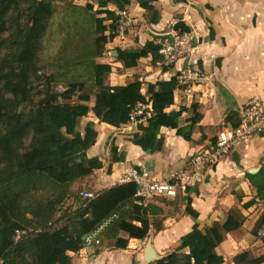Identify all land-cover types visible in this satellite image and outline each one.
Here are the masks:
<instances>
[{"label": "trees", "instance_id": "obj_1", "mask_svg": "<svg viewBox=\"0 0 264 264\" xmlns=\"http://www.w3.org/2000/svg\"><path fill=\"white\" fill-rule=\"evenodd\" d=\"M66 1L0 0L1 264H72L82 249L81 239L113 214L118 219L103 236L112 232L115 249L125 250L128 239L147 238L150 225L156 232L161 229L160 220L149 222V206L137 204L134 183L117 184L91 199L74 194L80 179L103 167L97 157L87 156L97 138L92 122L80 128L89 113L100 123L121 128L128 124L137 103H149L152 116L145 124L136 125L129 142L150 153L162 148L161 128L175 129L189 141L201 118L194 114L183 133L179 126L183 110L165 112L173 104L175 76L145 84L143 93L144 82L138 78L122 86L107 84L113 67L97 62L116 36L114 11L134 1L144 10L146 22L157 24V0H97L96 5L86 0L85 6ZM174 29L189 33L181 22ZM114 51L113 60L123 69L136 67L147 57L152 65L161 61L154 40L140 48ZM87 83L93 86L92 95L84 92ZM58 84L64 86L63 91L56 90ZM110 158L112 163L122 160L114 146ZM69 200L73 202L65 207ZM185 211L196 218L189 203ZM235 214L236 210L229 211L223 224L204 232L194 226L180 239L176 251L156 264H222L215 249L223 242L224 233L240 228ZM262 225L264 216L253 236ZM183 249L188 253H179ZM263 261V257L241 253L228 264Z\"/></svg>", "mask_w": 264, "mask_h": 264}, {"label": "crops", "instance_id": "obj_2", "mask_svg": "<svg viewBox=\"0 0 264 264\" xmlns=\"http://www.w3.org/2000/svg\"><path fill=\"white\" fill-rule=\"evenodd\" d=\"M155 7L160 20L150 25L144 10L131 1L127 9L134 18L133 27L124 33L123 40L115 36L105 46L112 62L106 61L105 53L97 62L113 67L107 78L110 86H122L125 80L138 78L144 82V93L145 84L168 81L186 62L180 60L171 67H163L157 63L152 65L147 57L140 59L136 67L123 69L113 60L114 49L140 48L152 40L157 44L166 38L172 26L183 23L189 34L196 37L197 54L191 60H196L195 66L204 73L205 79L193 86L189 94L177 88L173 92V104L165 112L183 110L179 123L183 133L194 114H200L201 118L192 129L189 141L178 136L175 129L161 128L158 137L162 139V148L150 153L129 142L136 132L135 125L113 128L89 113L83 124L92 122L97 138L87 156L97 157L103 167L80 179L76 185L86 187L91 194L119 184L132 168L141 167L154 178L172 181L193 154L215 141L222 126L237 125L240 109L251 99L258 98L264 103V0H157ZM117 68L121 71L116 76ZM112 146L116 148V156L122 157L121 161L111 162ZM258 195L264 196V132L254 136L247 149L231 150L216 165L207 168L202 181L189 186L185 193L173 199L157 198L142 205L149 206L150 223L161 221L159 231L150 225L148 237L128 239L125 250L114 248L110 231L102 235L99 246L81 250L74 257L80 264H156L157 261L148 263L145 260L147 240L160 260L175 252L180 239L194 226L204 232L215 224H223L228 212L236 210L241 226L224 233L223 242L215 249L216 254L228 262L241 253L264 259V237L259 235L263 225L256 236L252 235L257 222L264 216V199L259 200ZM250 201L253 203L247 205ZM187 203L197 214L196 218L186 213ZM133 224L139 226L137 222ZM179 253L187 254L188 249Z\"/></svg>", "mask_w": 264, "mask_h": 264}, {"label": "built area", "instance_id": "obj_3", "mask_svg": "<svg viewBox=\"0 0 264 264\" xmlns=\"http://www.w3.org/2000/svg\"><path fill=\"white\" fill-rule=\"evenodd\" d=\"M114 12L116 36L123 40L124 33L134 25V18L127 8ZM165 37L163 41L157 42L161 56V61L157 64L163 67H171L180 60L186 62L177 70L175 79L177 88L185 94H189L193 86L205 79L204 73L195 66L196 60H191L197 54L196 37L175 30L174 26L171 27L170 32ZM151 116V105L139 102L132 109L128 124L135 126L145 124ZM238 118L236 126H222L216 134L215 141L193 154L185 168L172 177V181L154 178L147 170L140 167L139 169H130L119 181V184L134 183L136 186L135 198L140 205H145L156 198H176L179 193H185L189 186L200 183L207 168L216 165L231 150L240 147L247 149L250 140L264 132V103L258 98L251 99L240 109ZM82 197L91 199L93 194L84 191ZM117 219L116 214L109 216L98 228L84 236L81 239V250L99 246L103 233ZM16 235L18 238L19 233L16 232ZM259 235L264 237V225L259 231ZM228 263L227 260H223L222 264Z\"/></svg>", "mask_w": 264, "mask_h": 264}, {"label": "rangeland", "instance_id": "obj_4", "mask_svg": "<svg viewBox=\"0 0 264 264\" xmlns=\"http://www.w3.org/2000/svg\"><path fill=\"white\" fill-rule=\"evenodd\" d=\"M66 2H67V3H72V4L76 5V6H85V4H86L87 1H86V0H67ZM90 2H91L93 5H96L97 0H90ZM61 4H62V3L59 2V6H60ZM96 9H97V8L94 7V10H96ZM104 53H105V55H106L107 58H108L109 55H107L108 50H107L106 47H105V51H104ZM104 53H103V55H104ZM102 57H103V56H102ZM106 61L112 62V61L110 60V58H108V60H106ZM98 62H100L99 59H98ZM104 62H105V61H104ZM120 71H121V69H120V68H117V69L115 70V73H114V74L117 76V73L120 72ZM129 82H130V81H126V80H125V83H126V84L129 83ZM56 90L59 91V92H61V91L64 90V86H61V84H60V85L58 84V85L56 86ZM84 92H86V93L92 95V94H93V86H92V84H90V83L85 84ZM84 120H85V119H84ZM84 120L81 121V123H80V128H82L83 123H84ZM84 191H86V187H82V186H77V187H75L74 190H73L74 194H76V195L79 196V197H80L81 193H83ZM72 202H73V200H69V201H67L65 207L70 206V204H71ZM85 260H86V256H85ZM72 264H80V262L78 261V258H77V257H73V259H72Z\"/></svg>", "mask_w": 264, "mask_h": 264}, {"label": "water", "instance_id": "obj_5", "mask_svg": "<svg viewBox=\"0 0 264 264\" xmlns=\"http://www.w3.org/2000/svg\"><path fill=\"white\" fill-rule=\"evenodd\" d=\"M145 260L148 263L151 262H156L158 261V258L156 257V255L153 253L151 245H150V240H147L146 246H145Z\"/></svg>", "mask_w": 264, "mask_h": 264}]
</instances>
